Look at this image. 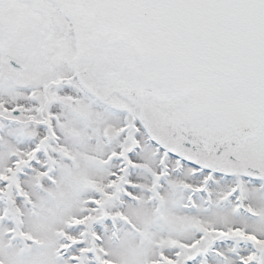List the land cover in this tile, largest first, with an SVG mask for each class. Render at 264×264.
<instances>
[{
  "label": "rangeland",
  "instance_id": "1",
  "mask_svg": "<svg viewBox=\"0 0 264 264\" xmlns=\"http://www.w3.org/2000/svg\"><path fill=\"white\" fill-rule=\"evenodd\" d=\"M50 2L45 31L36 0H0L20 24L0 50V264H264V126L240 156L258 162L261 182L232 162L215 174L195 167L207 157L175 142L167 103L141 89L108 97V82L132 90L144 56L117 37L106 53L119 56L99 58L105 84L94 60H80L91 73L77 76L62 36L76 29L79 49L97 55L74 5L86 8ZM26 48L28 70L12 69L8 55ZM96 82L93 99L78 93Z\"/></svg>",
  "mask_w": 264,
  "mask_h": 264
},
{
  "label": "water",
  "instance_id": "2",
  "mask_svg": "<svg viewBox=\"0 0 264 264\" xmlns=\"http://www.w3.org/2000/svg\"><path fill=\"white\" fill-rule=\"evenodd\" d=\"M85 1L142 43L152 81L163 93L195 96L198 103L179 125L187 142L245 139L262 126L264 0ZM6 36L0 27V48Z\"/></svg>",
  "mask_w": 264,
  "mask_h": 264
},
{
  "label": "flooded vegetation",
  "instance_id": "3",
  "mask_svg": "<svg viewBox=\"0 0 264 264\" xmlns=\"http://www.w3.org/2000/svg\"><path fill=\"white\" fill-rule=\"evenodd\" d=\"M47 1L43 0V3H40L39 0H36V6H35L36 10H35V14H33V16L36 17L37 22H41L44 27H47V28H45V31H47L48 25H50V22L48 20L47 14L45 13V11L42 9L41 6L43 4L47 5L48 4ZM0 13H1L0 14V24L8 32V36H7V39H6V46H7L10 37L13 36L14 34H17L19 32L20 24L18 22H16L17 18H19V14L18 13L17 14L16 13L15 14H11V11H9V10H3ZM87 24H89V26H90V29H91L90 33L91 34H94L95 32L99 33L98 32V28H97L98 25L95 26V24H97V21L88 20ZM112 33H113L112 31H104L102 35L97 34L98 36L95 35L94 38H90V37H93V36H90L91 34H89L90 37H88V38L89 39H93V40H90V43H93V46L91 47L92 52L93 53H97V55H93V56H87L86 53H88L89 50H85V51H82V49L80 50L79 49L78 39H76V44L74 46L75 54L71 55L70 59L67 60V62H69V64L70 63L73 64L72 65L73 68H71V69L72 70H76L77 76H79V75H90V73H91V70L88 69V68H84L85 71H82L83 67H81V65H80V63H81V62H79L80 60L81 61L82 60H85V61L94 60L96 62V66L95 67L97 68V70L100 69L99 68V65H100V62H99L100 54H99V49L98 48L102 45L103 49L106 50L107 47H108L109 50H111L112 46L115 43V40H114L115 37L113 36ZM67 34L68 33L66 32L65 35L62 37L65 41L67 40ZM65 41H63V42L67 45V43ZM28 47H29V45H28ZM124 47L126 49V46H124ZM27 49L28 48H26L23 51H17V52L13 51V52H11L8 55V57H12L16 61H18L19 63H22V64L25 65V63H26L25 61L30 60V57H31L30 53H29V49L28 50ZM118 50H120V49H118ZM107 57L110 60H114L113 53H109L107 55ZM34 67H35V65H34ZM34 67H32V68H34ZM26 70H28L27 65H26ZM26 70H24V71H26ZM108 71H107V73L104 72V75H108L109 74ZM98 73L99 72H97L95 74L96 75L95 77H97V80L98 79L100 80L99 82L101 84H105V82L107 81L106 77L99 76ZM108 78L109 77H107V79ZM138 79H139V84L142 85L143 77L139 76ZM73 80H75V79H73ZM109 83L110 82H108V84H105V85L107 87L108 97H112V96L115 95L116 86L115 85H110ZM83 86L88 88V89H90L93 92H97V90L100 89V85L97 82L95 84L92 83V85L88 84L87 86L86 85H83ZM83 86H81L80 89H78V93L81 94V95L84 94ZM135 88H137V86H135ZM170 97H172V98H170ZM161 99H162L161 101L163 102V104L167 103V105H166L167 110L165 111L166 113L167 112H171V111L172 112L176 111V114L177 113H182L183 114L184 112L187 113V111H188V109L190 107L195 106L198 103V101L195 98V96L190 95V94H181V93H175L174 95H169L168 98H165L162 95ZM78 106H79V104H78ZM178 123H179V121L176 120V125H175V122H174V127L172 128V130H174V134L176 135L177 138H178L179 132H180ZM180 134H181V132H180ZM234 140H235L234 138H231L230 140H228L229 141V143H227L228 145H226V143L223 144L221 142L213 143L211 141H203L200 144L194 142V143L190 144L188 147H190L194 151L201 152V154L204 157H207V162L206 163L209 166H214V167L221 168V167H226L229 162H232L233 165L235 167H237V164L239 165V163H240V166H239L240 168H242L244 170H247L249 172H252V171L255 172L256 174H254V173L252 174L251 173L254 176L255 175H259L261 173L262 169L258 168V162H252V161H248L247 162V160H246L247 163H245L244 160H243L244 161L243 162L241 160V158H240V154L243 151V149L241 148V145H243L244 143L243 142L242 143L239 142V144H237V142H236L235 144H233ZM188 144L189 143H187V145ZM215 147L217 148L216 151L214 150ZM214 151H215V153H214ZM212 154L214 156H212ZM211 160H214V161L217 160L219 162L215 161L216 164L212 165L211 162H210ZM205 161L206 160H204V162ZM220 163H223V164H220Z\"/></svg>",
  "mask_w": 264,
  "mask_h": 264
},
{
  "label": "bare ground",
  "instance_id": "4",
  "mask_svg": "<svg viewBox=\"0 0 264 264\" xmlns=\"http://www.w3.org/2000/svg\"><path fill=\"white\" fill-rule=\"evenodd\" d=\"M109 21L107 20V19H103L102 18V20L100 21V26H101V28L103 29V30H105V31H109ZM140 51H141V54H148L147 53V51L144 49V47H141L140 48ZM141 72L142 71H140L139 72V75L141 74ZM186 118H187V116L186 115H184V114H182V113H177V114H175L174 115V119L175 120H178L179 121V123H178V125H184V121L186 120ZM202 131H198L197 132V136L199 137V138H204L203 137V133H201ZM227 143H229V141L228 142H226V145H228ZM225 145V146H226ZM248 150L247 149H243V151L241 152V154H240V156L241 157H243V158H245V157H247L248 156ZM240 159V158H239ZM120 210V209H119Z\"/></svg>",
  "mask_w": 264,
  "mask_h": 264
},
{
  "label": "trees",
  "instance_id": "5",
  "mask_svg": "<svg viewBox=\"0 0 264 264\" xmlns=\"http://www.w3.org/2000/svg\"><path fill=\"white\" fill-rule=\"evenodd\" d=\"M98 49H99V52H100V53L103 52V47H102V46H100ZM102 54H103V53H102Z\"/></svg>",
  "mask_w": 264,
  "mask_h": 264
}]
</instances>
